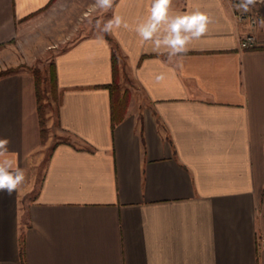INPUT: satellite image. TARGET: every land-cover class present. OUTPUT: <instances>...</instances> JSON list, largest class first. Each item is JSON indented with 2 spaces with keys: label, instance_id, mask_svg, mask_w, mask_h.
Segmentation results:
<instances>
[{
  "label": "crops",
  "instance_id": "1",
  "mask_svg": "<svg viewBox=\"0 0 264 264\" xmlns=\"http://www.w3.org/2000/svg\"><path fill=\"white\" fill-rule=\"evenodd\" d=\"M51 2L0 0V57L16 61L13 40ZM234 3L172 0L173 14L210 23L169 61L135 32L150 0H115L128 27L109 36L130 100L114 125L107 35L55 55L44 138L33 73L0 76V138L25 174L12 196L0 192V264H23L21 243L25 264H264V26L258 47L241 48ZM54 138L35 191L31 158Z\"/></svg>",
  "mask_w": 264,
  "mask_h": 264
},
{
  "label": "rangeland",
  "instance_id": "2",
  "mask_svg": "<svg viewBox=\"0 0 264 264\" xmlns=\"http://www.w3.org/2000/svg\"><path fill=\"white\" fill-rule=\"evenodd\" d=\"M56 1L53 0L49 6L44 8L40 16L19 30L12 42L13 51L17 55V63H14L15 60H10L8 56L0 57V71L28 70L36 79L38 78V88L46 116V133L49 132L48 119L53 121V125L56 123V108L59 102L58 89L51 75L55 55L86 35H109V33H102L95 26V22L100 20L103 23L112 18L111 10L104 12L94 7L95 0H58V3ZM248 14L257 19L255 32L256 29L262 28L259 19L264 18V0H257L256 7ZM243 23L248 27L247 21ZM5 48L7 46H0V51ZM126 74L123 84L136 86L133 79ZM129 100L130 93L128 104ZM56 138L51 139L49 144H45L46 141H44L43 147L31 158L27 176L31 182H35V191Z\"/></svg>",
  "mask_w": 264,
  "mask_h": 264
},
{
  "label": "clouds",
  "instance_id": "3",
  "mask_svg": "<svg viewBox=\"0 0 264 264\" xmlns=\"http://www.w3.org/2000/svg\"><path fill=\"white\" fill-rule=\"evenodd\" d=\"M115 0H95L94 7L107 12L113 8ZM172 0H150L148 15L138 22L135 32L143 40L151 42L152 50L158 54H166L169 61L186 53L187 45L193 39L201 38L208 30L209 16L200 11L190 13H172L170 6ZM257 5V0H236L233 4L237 12L248 14ZM259 24L264 26V18L259 19ZM95 26L102 33H112L121 27L127 28L128 24L120 15L103 21L97 20ZM159 81L161 76H157ZM10 138H0V192L12 196L18 191L25 180L24 171L8 158V145Z\"/></svg>",
  "mask_w": 264,
  "mask_h": 264
},
{
  "label": "trees",
  "instance_id": "4",
  "mask_svg": "<svg viewBox=\"0 0 264 264\" xmlns=\"http://www.w3.org/2000/svg\"><path fill=\"white\" fill-rule=\"evenodd\" d=\"M107 38L109 41L112 43V62H113V81L108 84L107 86L110 88L111 91V114H112V124L114 125L115 123L119 122L121 119H123L126 109L128 106V98H129V93L128 91L122 92L119 81H118V53H119V47L115 40L107 35ZM12 71V70H11ZM11 71L9 70H1L0 71V76L5 75L7 73H10ZM51 75L53 78V81L56 84V68L55 64H53V68L51 70ZM38 78H35V84H36V89H37V100H38V111H39V118H40V124H41V133L43 138L46 136V116L43 111V104H42V97L40 94V90L38 88ZM21 259L23 264H25V256H24V247L23 244L21 243Z\"/></svg>",
  "mask_w": 264,
  "mask_h": 264
},
{
  "label": "built area",
  "instance_id": "5",
  "mask_svg": "<svg viewBox=\"0 0 264 264\" xmlns=\"http://www.w3.org/2000/svg\"><path fill=\"white\" fill-rule=\"evenodd\" d=\"M236 16L241 22H248V29L240 40L241 48L258 47L259 41L255 32V28L257 27V19L254 16H250L249 14L242 15L240 12H237Z\"/></svg>",
  "mask_w": 264,
  "mask_h": 264
}]
</instances>
